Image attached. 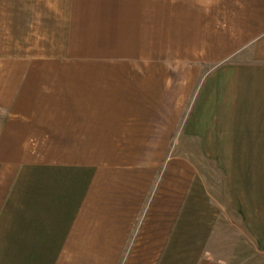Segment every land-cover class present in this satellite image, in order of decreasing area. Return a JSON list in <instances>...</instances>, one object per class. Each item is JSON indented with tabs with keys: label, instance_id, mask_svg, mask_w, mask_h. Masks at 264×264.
Returning <instances> with one entry per match:
<instances>
[{
	"label": "crops",
	"instance_id": "crops-1",
	"mask_svg": "<svg viewBox=\"0 0 264 264\" xmlns=\"http://www.w3.org/2000/svg\"><path fill=\"white\" fill-rule=\"evenodd\" d=\"M0 264H264V0H0Z\"/></svg>",
	"mask_w": 264,
	"mask_h": 264
},
{
	"label": "rangeland",
	"instance_id": "rangeland-1",
	"mask_svg": "<svg viewBox=\"0 0 264 264\" xmlns=\"http://www.w3.org/2000/svg\"><path fill=\"white\" fill-rule=\"evenodd\" d=\"M175 147H176V144L171 145V149H174ZM180 149L183 150L185 153H187L189 155V157H191L193 162H194L195 153H196L195 144H185V145H182V147Z\"/></svg>",
	"mask_w": 264,
	"mask_h": 264
}]
</instances>
